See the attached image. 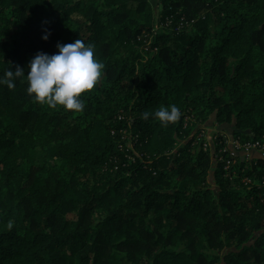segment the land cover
Segmentation results:
<instances>
[{
    "label": "trees",
    "instance_id": "obj_1",
    "mask_svg": "<svg viewBox=\"0 0 264 264\" xmlns=\"http://www.w3.org/2000/svg\"><path fill=\"white\" fill-rule=\"evenodd\" d=\"M159 3L156 29L149 0H0V77L25 69L0 84V264H264V159L214 189L226 141L197 142L215 116L264 145V0ZM79 38L105 65L84 111L36 102L31 59Z\"/></svg>",
    "mask_w": 264,
    "mask_h": 264
},
{
    "label": "clouds",
    "instance_id": "obj_2",
    "mask_svg": "<svg viewBox=\"0 0 264 264\" xmlns=\"http://www.w3.org/2000/svg\"><path fill=\"white\" fill-rule=\"evenodd\" d=\"M50 33L42 38L47 40ZM58 52H39L31 59L27 68V93L41 104L51 108L63 106L65 110L83 112L85 102L82 94L93 90L103 75L104 63L94 56L95 46L76 39L72 43H58ZM25 76V69L7 70L0 77V84L10 89L15 87V78ZM154 115L163 125L174 123L181 117L176 105L162 106L154 113L145 111L141 119ZM11 227V224H9Z\"/></svg>",
    "mask_w": 264,
    "mask_h": 264
},
{
    "label": "rangeland",
    "instance_id": "obj_3",
    "mask_svg": "<svg viewBox=\"0 0 264 264\" xmlns=\"http://www.w3.org/2000/svg\"><path fill=\"white\" fill-rule=\"evenodd\" d=\"M150 1V9L151 12L153 13V16L155 18V28L158 29L160 28V26L157 25L158 20H160L161 18V13L163 11V7L160 5L159 0H149ZM143 19V16L141 17ZM152 39L153 37L150 36V40L148 42L147 47H144L141 50L142 54H145V51H147V49L149 48V46L152 43ZM150 44V45H149ZM193 117V116H192ZM194 122L197 123L196 119H194ZM200 127H198L199 129ZM202 131L198 134L197 137V142L198 144L200 142H205L204 143V148L205 149H210L212 154L215 151L216 147L219 145H217V141L219 138H222L224 141H226V148L231 151L232 146H233V141H235L236 137L234 135V132L236 131L235 128L233 126H228L225 124H220L215 116H211L208 121L204 124L201 125ZM195 129V126H194ZM200 131V130H199ZM14 134H17V137L21 136V132L18 130H15V132H12ZM262 147H264V145L262 144ZM261 155V151H255L249 155H245L243 152L239 153V156L236 158L234 164H232V166L228 167L227 165H225L224 163H226L227 158L226 155L223 156H219L218 154L213 155V168L211 171V176L209 177V183L211 185V188L216 189V180L213 176V173L215 172L216 166L218 165V162H221V164H224V172H227V176H232V178L236 177L237 175V171L234 170L235 166H239V159L242 158L243 160H245L247 162V165L250 166L252 164V162L254 160H258V158H260ZM47 160V156L46 154H44L43 152H39L37 154V160L36 163L39 164L37 167L40 166H44ZM238 168V167H237ZM234 170V174L231 175V171ZM218 192V191H217ZM219 255H224V250H221L219 252Z\"/></svg>",
    "mask_w": 264,
    "mask_h": 264
},
{
    "label": "built area",
    "instance_id": "obj_4",
    "mask_svg": "<svg viewBox=\"0 0 264 264\" xmlns=\"http://www.w3.org/2000/svg\"><path fill=\"white\" fill-rule=\"evenodd\" d=\"M233 146L231 151L227 149V161L225 165L228 167L232 166L234 164L236 158L239 156L240 152H243L245 155H249L255 151H261L260 158L258 159H264V147H262V143L260 141L257 142H245L243 143L241 140L233 141Z\"/></svg>",
    "mask_w": 264,
    "mask_h": 264
}]
</instances>
